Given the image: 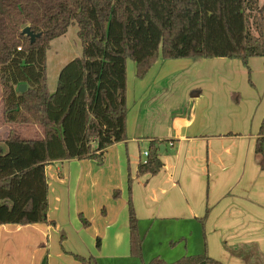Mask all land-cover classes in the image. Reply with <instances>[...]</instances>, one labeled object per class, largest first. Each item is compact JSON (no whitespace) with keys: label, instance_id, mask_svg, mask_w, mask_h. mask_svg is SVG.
Here are the masks:
<instances>
[{"label":"crops","instance_id":"crops-1","mask_svg":"<svg viewBox=\"0 0 264 264\" xmlns=\"http://www.w3.org/2000/svg\"><path fill=\"white\" fill-rule=\"evenodd\" d=\"M126 63V140L105 149L101 163L47 165V222L1 225L0 264H171L201 254L264 264V170L254 147L264 120V57L246 65L158 58L138 79ZM1 110L4 142L16 126ZM20 128L21 137H43L36 126ZM152 140L164 146L162 169L139 177ZM128 179L140 259L129 252Z\"/></svg>","mask_w":264,"mask_h":264},{"label":"trees","instance_id":"trees-1","mask_svg":"<svg viewBox=\"0 0 264 264\" xmlns=\"http://www.w3.org/2000/svg\"><path fill=\"white\" fill-rule=\"evenodd\" d=\"M258 2L0 0L1 117L7 125L36 126L43 135L29 139L10 132L0 146V226L46 224L44 168L71 159L101 163L105 149L126 140L127 60L135 64L138 79L158 58H227L246 65L249 58L264 57V6ZM71 23L77 25L82 53L59 72L49 93L46 53ZM24 28L40 36L30 44ZM20 85H26L23 93ZM159 144L149 143L145 160L141 154L137 176L160 172ZM254 147L263 171L264 120ZM127 186L129 252L140 259L130 179ZM145 264L168 263L155 258ZM171 264L222 263L201 254Z\"/></svg>","mask_w":264,"mask_h":264},{"label":"rangeland","instance_id":"rangeland-1","mask_svg":"<svg viewBox=\"0 0 264 264\" xmlns=\"http://www.w3.org/2000/svg\"><path fill=\"white\" fill-rule=\"evenodd\" d=\"M262 5L264 6V0H259L258 7H261ZM77 32V25L75 23H71L67 27L65 35L53 39L49 44L50 48L46 53L47 82L49 93H53L56 89V81L59 72L67 65L68 62L81 56L82 46H80ZM0 106L2 107V101L0 103ZM20 127L23 126L16 125V128L12 129L13 133H11L13 135L16 133L15 136H22L23 134H26L23 130L21 131ZM2 134L4 133L2 132V129L0 127V137H3ZM0 146L4 147L3 142H0Z\"/></svg>","mask_w":264,"mask_h":264},{"label":"water","instance_id":"water-1","mask_svg":"<svg viewBox=\"0 0 264 264\" xmlns=\"http://www.w3.org/2000/svg\"><path fill=\"white\" fill-rule=\"evenodd\" d=\"M22 34L29 38L30 44H32L35 41V39L40 36V35L33 34L29 30V28H24ZM17 90H18L19 93H23L26 90V85H20ZM163 148H164L163 145H159V147H158L159 154H161L163 152V150H164Z\"/></svg>","mask_w":264,"mask_h":264},{"label":"built area","instance_id":"built-area-1","mask_svg":"<svg viewBox=\"0 0 264 264\" xmlns=\"http://www.w3.org/2000/svg\"><path fill=\"white\" fill-rule=\"evenodd\" d=\"M148 156V152L144 151L142 152V158L145 160V158Z\"/></svg>","mask_w":264,"mask_h":264}]
</instances>
